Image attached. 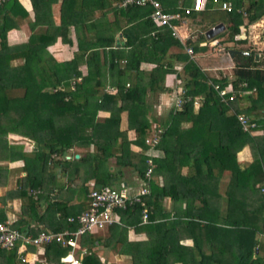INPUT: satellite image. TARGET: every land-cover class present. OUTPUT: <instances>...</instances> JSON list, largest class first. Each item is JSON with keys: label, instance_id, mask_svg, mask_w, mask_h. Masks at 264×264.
Here are the masks:
<instances>
[{"label": "trees", "instance_id": "trees-1", "mask_svg": "<svg viewBox=\"0 0 264 264\" xmlns=\"http://www.w3.org/2000/svg\"><path fill=\"white\" fill-rule=\"evenodd\" d=\"M29 1L31 33L15 46L6 34L28 15L17 0L0 5V187L8 175L23 173L0 196L3 206L19 201L11 227L31 237L74 230L67 218L86 208L88 192L118 188L127 175L149 191L142 197L147 223H140L137 205L120 211V224L109 226L104 237L92 232L80 238L81 264H109L113 255L123 264H264V0H204L200 12L187 15L198 24V36L184 45L149 19L148 5L60 0L55 25L51 7L57 0ZM155 1L167 13L183 14L188 7V0ZM222 2L231 5L229 12L220 9ZM217 12L223 20L204 25L203 15ZM260 21L257 58L238 50L247 55H235L230 70L217 77L198 66L196 57L210 42L224 37L220 45H244L247 38H236L240 27L247 36ZM217 24L223 31L207 40L205 32ZM56 44L66 50L49 52ZM170 77L171 86L165 83ZM214 87H229L233 95L220 97ZM154 93H173L171 100L178 95L183 102L178 108L171 102L152 126ZM238 115L255 127L242 131ZM157 130L150 148L145 139ZM243 148L250 153L247 165L237 160ZM147 160L152 165L145 178ZM11 163L20 166L9 170ZM61 178L67 199L59 197ZM30 190L40 193L34 198ZM5 220L0 208V223ZM129 229L144 240L128 241ZM187 240L190 246L181 244ZM27 250L37 253L35 262L22 263L14 247L0 250V264H60L69 247L51 243Z\"/></svg>", "mask_w": 264, "mask_h": 264}, {"label": "built area", "instance_id": "built-area-1", "mask_svg": "<svg viewBox=\"0 0 264 264\" xmlns=\"http://www.w3.org/2000/svg\"><path fill=\"white\" fill-rule=\"evenodd\" d=\"M8 0H0V5ZM217 3V0H212ZM204 0H192L191 6L183 9L181 13H167L162 10L161 5L155 0H122L117 7L125 8L126 6L134 5L139 7L150 6L152 12L149 14V19L159 27H166L171 32V37L176 39L180 44L184 45L189 36L183 37L178 28L183 24L187 15L194 12H200L203 9ZM220 9L230 11L231 5L226 2L220 4ZM253 26V25H252ZM240 34L237 39H245V28L240 27ZM248 33V32H247ZM241 35L242 36L241 38ZM217 41H212L209 46H215ZM221 50V48L219 49ZM183 51L188 57L192 58L193 53L190 47L184 46ZM73 85V83L71 84ZM220 97L225 96L231 89L228 87L226 90H218ZM114 92L112 89H108ZM232 93V92H231ZM233 95V93H232ZM232 96L228 98L231 100ZM182 99L177 95L174 98L173 106L178 108ZM237 121L244 132H249V129L255 127V123L251 122L246 116L238 115ZM160 130L155 131L151 137L145 139V144L150 148L157 144ZM148 168L145 171V178L151 174V161H146ZM39 190H30L29 194L34 198L39 194ZM149 191L146 187H141L134 194H129L125 185L120 184L118 188L110 186H101L99 188L91 189L86 195V208L75 216L67 218L69 224L75 225L74 230L65 229L61 232H50L48 230L39 232L35 237L27 234H22L16 229L11 227L10 221L0 223V250H10L16 247V254L22 263L35 262L37 260V253L28 254L27 248L40 247L41 245H48L51 243L58 244L61 247H69L68 253L59 258L60 264H81V259L84 255L83 250L78 253V257L73 256V252L78 247L80 238L85 234H90L93 231L101 232L106 230L109 226L120 224L119 212L137 205L141 208L140 223H147V210L146 204L142 197H146ZM264 240V232L262 233Z\"/></svg>", "mask_w": 264, "mask_h": 264}, {"label": "crops", "instance_id": "crops-1", "mask_svg": "<svg viewBox=\"0 0 264 264\" xmlns=\"http://www.w3.org/2000/svg\"><path fill=\"white\" fill-rule=\"evenodd\" d=\"M17 3L19 5V7L21 9H23L24 12L28 15V18L25 19V20H23L22 22H19L17 28L11 29L10 31L7 32V34H6V40H7V43H8L9 46H15V45H20V44L26 43V41H27V39H28V37H29V35L31 33L30 28H29V25H28V24H30L29 21L32 20V9H31L30 1L29 0H17ZM191 3H192V0H188V7L191 6ZM59 7H60V0H57V2L54 5H52V7H51L52 20H53V22H54L55 25H57L59 23ZM187 21L192 22V19L187 18V19L184 20V22H187ZM184 22L178 28V31L179 30L181 31V33H180V31H179V33L183 37L186 36V33L183 31ZM194 31L197 32L196 28L194 29ZM188 36L190 38L189 39H186V40H190V41L193 42V40H192L193 37H191V34L188 35ZM262 47H263V43H260V49L259 50H261ZM63 49L66 50V47H63V46L62 47H59L58 44H56L54 46H51V47H48V51L49 52H53V53L56 52V51L62 52ZM226 55H227V53H226ZM255 57L257 58V55H255ZM228 58H229L228 59L229 62L231 63L232 62V59L230 57H228ZM170 81L171 82L173 81V82L170 83ZM165 83L168 84V85L170 83L169 86L173 85L174 78H172V77L168 78L167 80H165ZM170 91L172 92V89ZM173 93H171V94L170 93H161V94L158 95V104L159 105H158V108H156V109L157 110L159 109L158 110L159 112L160 111L161 112L163 111V114L159 116V119L158 120H160L161 117H164L165 116L166 111H167L166 106H167V108L171 106V102H172L171 98L174 95ZM164 100L166 101V103L163 102ZM162 104L164 105V108H162V106H163ZM188 126H189L188 124L184 125V127H186V128ZM134 149H136V147H134ZM77 157H78V155H77ZM237 160L242 165H247L251 161L250 153H249L248 148H243L237 154ZM17 165L20 166V164H18V163L8 164V169L9 170H13L16 167H19ZM110 169H112V167H110ZM17 174L18 173H12L11 176L8 175L7 181L5 183V186L4 187H0V196H1V194L4 191L9 190V189H12V188L15 187V180H12L13 175H14V177H16L15 179L19 178L20 175L23 176L22 173H19L18 176H17ZM61 179L62 180H60L59 184L63 186V189L60 191L61 194H60L59 197H60V199H67L68 198V195H63V193L65 192V188H66L67 185H66L65 180L63 178H61ZM89 184L91 186H93L94 185V181L90 180L89 181ZM121 184L125 185L126 190H127V192L129 194H134L135 192H137V190H139L142 187L141 184L133 176H126L125 181H122ZM164 203H167L168 204L167 205V208H168L169 202L168 201H165ZM0 208L4 209V212H5V215H6V220L5 221L8 220V221H10L12 223V222H14V220H16L17 213L20 210V204H19V201L18 200H12L10 202H7L4 206L0 204ZM101 232H104V235H103V237H104L105 234H106V230L101 231ZM97 235H100V232H98ZM126 237H127V240L130 241V242H139V241L144 240V236L142 234H139L138 235V234L134 233L133 231H131L130 229L127 231ZM181 244L186 245V246H190L191 242L189 240H187V241L181 242ZM27 252H28V250H27ZM31 253L34 254V251L28 252V254H31ZM113 257H115V256L113 255Z\"/></svg>", "mask_w": 264, "mask_h": 264}, {"label": "rangeland", "instance_id": "rangeland-1", "mask_svg": "<svg viewBox=\"0 0 264 264\" xmlns=\"http://www.w3.org/2000/svg\"><path fill=\"white\" fill-rule=\"evenodd\" d=\"M203 16H204L203 17L204 18V20H203L204 25H205L206 22H209V21L215 22V21H218V20H223L222 13H220V12H217V13H214V14L213 13H209V14H206V15H203ZM219 23H221V22H219ZM262 26H263V21H260L258 23L253 24V26L249 28L248 33H246L247 36L244 34L246 36V38H247V40H246L247 42L244 43V45H236V44H230V43L229 44L228 43H223L222 45H220V43H222L221 40L224 39V37H222L220 39V41H217L218 44H215V46H213V47L207 46L205 52L203 54L199 55V57L198 56L196 57L197 58L196 62L198 64V66L201 69L208 70L207 73L210 76H212V77H217L219 75V73L226 74L230 70V68L234 65V63L233 62H231V63L229 62V60H228L229 56H227L225 54V51H224L225 47H229V48L232 47V48L236 49L237 51L238 50H250V51L256 52L255 53V55H256L257 52L260 51L259 50L260 49L259 36L261 34ZM195 28H196V30L198 29V26H196L195 22H190V21L184 22L183 31L186 33V36L191 34V37H193L192 38L193 41L198 36V34L194 31ZM180 33H181V31H180ZM244 35H241V38ZM220 48H221V50H219ZM261 66L264 68V59L262 60ZM172 82L170 81V83H172ZM170 83H169V85H170ZM158 95L159 94H157V93L153 94V97H154L153 98V101H154L153 106H154L155 109H154V113H153L154 121L151 122L152 126L154 125L153 124L154 122L156 123L158 121L159 116L163 114V111L159 112L158 111L159 109L158 110L156 109V108H158V105H159L158 104ZM163 102L166 103L165 100ZM172 102H174V98H173ZM162 108H164V105L162 106ZM166 109H167V106H166ZM151 120L152 119H150V121ZM8 140H9L10 143L24 144V146H25L27 151L32 150V146L28 145L27 142H25L23 140H20V138L17 137V136H8ZM18 164H20V163H18ZM109 164L111 166H114L112 162H109ZM17 166H19V165H17ZM18 175H19V173L17 174V176ZM20 176H22V175H20ZM15 178L16 177H14V175H13L12 180L16 181ZM116 186L117 185L115 184L112 187L117 188ZM167 205H168L167 203H164L163 207L167 208ZM93 232H95V231H93ZM103 235H104V232H100L99 236L103 237ZM79 252H81V250H78V248L75 249V251L73 252V256L75 258H77ZM83 252H84V250H83ZM104 258L105 257H103V255H101L100 260L103 261ZM110 261L111 262L109 264H123L122 261H120V258H118L116 256L111 258Z\"/></svg>", "mask_w": 264, "mask_h": 264}, {"label": "water", "instance_id": "water-1", "mask_svg": "<svg viewBox=\"0 0 264 264\" xmlns=\"http://www.w3.org/2000/svg\"><path fill=\"white\" fill-rule=\"evenodd\" d=\"M224 27L222 24H217L215 26H213L212 28L208 29L205 32V37L207 40H210L212 38H214L215 36H217L218 34H220L223 31ZM228 56L232 59L235 55H247L246 52L243 51H237V50H229L228 52ZM256 58V57H255ZM75 158H77V155L74 156Z\"/></svg>", "mask_w": 264, "mask_h": 264}]
</instances>
